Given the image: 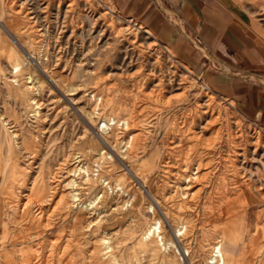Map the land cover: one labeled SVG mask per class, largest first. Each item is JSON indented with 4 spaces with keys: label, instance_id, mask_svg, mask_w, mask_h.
Returning <instances> with one entry per match:
<instances>
[{
    "label": "rangeland",
    "instance_id": "rangeland-1",
    "mask_svg": "<svg viewBox=\"0 0 264 264\" xmlns=\"http://www.w3.org/2000/svg\"><path fill=\"white\" fill-rule=\"evenodd\" d=\"M15 1L0 0V264H216L223 236L229 264H264V126L112 0ZM237 1L264 44V0Z\"/></svg>",
    "mask_w": 264,
    "mask_h": 264
},
{
    "label": "crops",
    "instance_id": "crops-1",
    "mask_svg": "<svg viewBox=\"0 0 264 264\" xmlns=\"http://www.w3.org/2000/svg\"><path fill=\"white\" fill-rule=\"evenodd\" d=\"M264 126V44L237 0H112Z\"/></svg>",
    "mask_w": 264,
    "mask_h": 264
},
{
    "label": "bare ground",
    "instance_id": "bare-ground-1",
    "mask_svg": "<svg viewBox=\"0 0 264 264\" xmlns=\"http://www.w3.org/2000/svg\"><path fill=\"white\" fill-rule=\"evenodd\" d=\"M15 1V0H14ZM16 2V1H15ZM20 3V2H19ZM13 6H15V5H13ZM26 11L25 10H23V9H18V10H16V14H15V19H14V21L13 22H15L16 24H18L20 21L22 22L23 21V26H24V29H25V31H29L30 32V35H31V33H34V32H38L39 33V31L40 30H36V28H37V24H36V19H35V16H31L30 14L31 13H29V11H27L28 13H25ZM13 17V18H14ZM20 20V21H19ZM22 24V23H21ZM34 35V34H33ZM32 35V36H33ZM34 40V39H33ZM35 41V40H34ZM44 41H45V39L44 40H42V42H40L41 44L39 45V48L41 49L42 48V50H41V52H42V59H47V54H48V44H47V41H45V43H44ZM31 42V41H30ZM44 43V44H43ZM27 44V43H26ZM42 44H43V46H42ZM29 46H31V49H33V50H35L36 49V47L37 46H34V44H30ZM28 49V48H27ZM38 49V48H37ZM32 51V50H31ZM33 53V51L28 55V57H30L31 56V54ZM40 53V52H39ZM33 55V54H32ZM40 56V55H39ZM41 59V58H40ZM39 59V60H40ZM42 59H41V61H42ZM24 63H22V62H20V61H17L16 62V65H14V70L17 72V71H19L20 69H22V65H23ZM36 64V66L39 68V70H40V72H42V74L44 73V78H49V74H47V69L45 68V62H42V66L41 67H39L38 65H37V63H35ZM47 65V64H46ZM32 67V66H31ZM33 67H35V66H33ZM47 67V66H46ZM36 68V67H35ZM34 70V69H33ZM36 71V70H35ZM52 77V76H51ZM30 79V78H29ZM34 79V78H33ZM36 79V78H35ZM52 79V78H51ZM33 80H28L27 79V83H29L30 84V86L28 87V88H30V87H35V83H33L32 82ZM27 89V88H26ZM26 91V90H25ZM41 95V94H40ZM22 98V97H21ZM25 99V98H24ZM27 102L29 101V103H31L33 100H32V96L30 97V99L29 98H27V100H26ZM206 113H207V111H206ZM130 115V114H129ZM132 115V114H131ZM202 117L204 118V116L202 115ZM205 118H208V119H210V115L208 116V115H205ZM204 118V119H205ZM132 119V118H131ZM0 120H1V122H2V124L3 125H5V122H4V120H3V118H2V115H0ZM121 120V119H120ZM123 120V119H122ZM210 124H212L213 122H214V120H213V122L212 121H208ZM122 124V126H123V134H125V135H128L131 131H132V129H133V123H131V120L130 119H126V120H123L122 122H121ZM215 123V122H214ZM122 134V135H123ZM102 135V134H101ZM100 135V136H101ZM104 135V134H103ZM7 136V135H6ZM13 137V136H12ZM195 137V136H194ZM11 138V137H10ZM131 138H132V141H134L132 144H131V142H130V144L127 146V148L124 150V153L127 155V154H132L133 153V149L135 148V144L137 145V141H138V138H137V136H135V137H133V136H131ZM101 139H102V142H103V145L107 148V150L109 149V150H111V149H113L114 151H115V153H119L118 152V150H119V144H120V141H119V139H118V137L115 135V134H113V133H111V134H108V135H106V136H102L101 137ZM123 140V139H122ZM121 140V141H122ZM11 142V141H10ZM100 142V141H99ZM247 142V141H246ZM251 144V143H250ZM256 144H258V143H256ZM247 145V144H246ZM6 146V145H5ZM102 146V145H101ZM103 148V147H102ZM246 148V147H245ZM8 149V148H7ZM104 153H105V151L104 152H96V156L95 157H93V161L94 162H99L100 160H102L103 158H104ZM203 165L202 164H198V165H193V166H191V170H190V174H188L189 176H187V178H188V182H189V184L184 188V189H181L182 190V193H183V195H185L184 196V198H186V197H188V194H189V192H190V190H192V186L194 187V183L197 181V179H199L200 178V175H198V172H200L201 170H200V168L199 167H202ZM189 167V166H188ZM192 169H195V172H192ZM199 177V178H198ZM185 178H186V176L184 177V181H185ZM203 185V184H202ZM204 187V186H203ZM104 203V202H103ZM225 241H226V238L223 236V238L222 239H220L219 240V244L217 245V246H214V248H213V253H212V256L210 257V259H211V261L212 262H214V263H216V264H229V259H228V256H227V253H225V251H224V247H222V243H225Z\"/></svg>",
    "mask_w": 264,
    "mask_h": 264
}]
</instances>
